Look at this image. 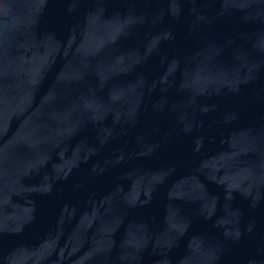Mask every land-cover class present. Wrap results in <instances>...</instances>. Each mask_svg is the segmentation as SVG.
<instances>
[{
    "label": "water",
    "instance_id": "95a60500",
    "mask_svg": "<svg viewBox=\"0 0 264 264\" xmlns=\"http://www.w3.org/2000/svg\"><path fill=\"white\" fill-rule=\"evenodd\" d=\"M0 264H264V0H0Z\"/></svg>",
    "mask_w": 264,
    "mask_h": 264
}]
</instances>
